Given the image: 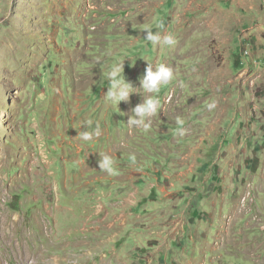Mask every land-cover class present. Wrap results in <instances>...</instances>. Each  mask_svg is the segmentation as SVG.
<instances>
[{
	"label": "rangeland",
	"instance_id": "1",
	"mask_svg": "<svg viewBox=\"0 0 264 264\" xmlns=\"http://www.w3.org/2000/svg\"><path fill=\"white\" fill-rule=\"evenodd\" d=\"M0 264H264V0H0Z\"/></svg>",
	"mask_w": 264,
	"mask_h": 264
},
{
	"label": "clouds",
	"instance_id": "2",
	"mask_svg": "<svg viewBox=\"0 0 264 264\" xmlns=\"http://www.w3.org/2000/svg\"><path fill=\"white\" fill-rule=\"evenodd\" d=\"M146 35L143 39L147 42H151L155 45L163 46H173L175 44V38L172 35H167L161 37L158 32H153L151 28L146 27L144 29ZM123 65H117L112 68L108 74V88L105 93V99L116 106L119 105L121 101L129 102L130 96L133 93H136L131 83L126 82L123 72ZM174 79V71L170 66H167L163 63L157 65L155 68L148 63V67L145 70V74L140 77L139 84L141 89L146 93H151L153 95L144 98L141 103L137 104L134 108L131 109L133 115L129 117L127 124L130 127L140 128L143 131H148L150 128V118L155 116L159 109V97L158 94L161 91V88L168 85ZM207 107L211 110L216 107L215 102L210 103ZM178 124H182V121L178 118ZM91 124L90 121L86 122L85 127ZM177 134L183 136L185 130L183 128H177ZM99 136L100 132L97 129L95 133L88 131L78 132V135L81 139L89 141L92 139V136ZM99 170L106 171L109 174H115L114 161L108 156L104 155L102 158H99L97 161Z\"/></svg>",
	"mask_w": 264,
	"mask_h": 264
},
{
	"label": "crops",
	"instance_id": "3",
	"mask_svg": "<svg viewBox=\"0 0 264 264\" xmlns=\"http://www.w3.org/2000/svg\"><path fill=\"white\" fill-rule=\"evenodd\" d=\"M251 122H252V121H251ZM254 129H255V128H254ZM252 130H253V129H249V131H252ZM252 135H254V132H253V134H252ZM213 209H214V207H213ZM213 209H212V210H213ZM136 216L139 218V220H141V219H140V217H143L142 215H141V216H139V215H136ZM209 217H210V216H209ZM209 217H208V218H209ZM214 219H216V218L213 216V220H214ZM137 220H138V219H137ZM143 220H144V219H143ZM203 221H205V220L201 219V223H200V225H201V226H203L202 224H204V222H203ZM155 222H156V221H155ZM143 223H144V222H143ZM137 225H138V224H137ZM138 226H141V224H140V225H138ZM159 226H160V225H159ZM125 227H128V229H135V228L131 227V226H130V225H128V224H127ZM123 228H124V227H123ZM138 228H141V227H138ZM159 229H164V228H162V227H159ZM199 229H200V227H199ZM201 229H202V227H201Z\"/></svg>",
	"mask_w": 264,
	"mask_h": 264
}]
</instances>
